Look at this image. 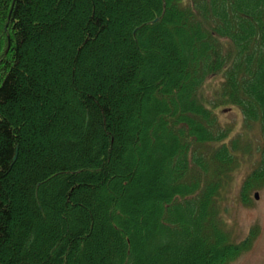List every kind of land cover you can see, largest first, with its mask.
<instances>
[{"label": "trees", "instance_id": "obj_1", "mask_svg": "<svg viewBox=\"0 0 264 264\" xmlns=\"http://www.w3.org/2000/svg\"><path fill=\"white\" fill-rule=\"evenodd\" d=\"M254 161L264 0H0V264H231Z\"/></svg>", "mask_w": 264, "mask_h": 264}, {"label": "rangeland", "instance_id": "obj_2", "mask_svg": "<svg viewBox=\"0 0 264 264\" xmlns=\"http://www.w3.org/2000/svg\"><path fill=\"white\" fill-rule=\"evenodd\" d=\"M137 87V86H135ZM71 99V98H70ZM70 107L75 111L79 110V105L75 103H70ZM77 112V111H76ZM215 113L218 117L221 125L232 130L231 138L238 137L242 133L243 127V117L241 112L234 106H221L215 109ZM134 116V114H133ZM249 137L248 141L256 144L260 140V130L257 126H254L253 129L248 130ZM244 132V130H243ZM258 140V141H257ZM256 168V163L248 162L243 164L240 168L233 172L231 180H229L227 189L223 196L220 197V212L221 219L227 221L228 226H230L231 232L240 240L244 237L247 228L249 227V221L244 220L242 214V206L240 203V192L242 184L247 175L251 174ZM89 198H92V195H89ZM224 198V200H223ZM99 202V201H98ZM98 205H96L97 207ZM248 219V217H246ZM86 253L89 254L87 251Z\"/></svg>", "mask_w": 264, "mask_h": 264}, {"label": "flooded vegetation", "instance_id": "obj_3", "mask_svg": "<svg viewBox=\"0 0 264 264\" xmlns=\"http://www.w3.org/2000/svg\"><path fill=\"white\" fill-rule=\"evenodd\" d=\"M249 175L240 192L243 218L249 227L240 240L232 234L241 249L231 264H264V178Z\"/></svg>", "mask_w": 264, "mask_h": 264}]
</instances>
